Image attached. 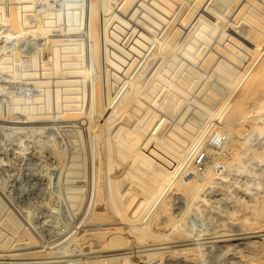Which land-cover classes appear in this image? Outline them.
Returning <instances> with one entry per match:
<instances>
[{
    "label": "rangeland",
    "instance_id": "obj_1",
    "mask_svg": "<svg viewBox=\"0 0 264 264\" xmlns=\"http://www.w3.org/2000/svg\"><path fill=\"white\" fill-rule=\"evenodd\" d=\"M165 1L0 0V264H264L251 26Z\"/></svg>",
    "mask_w": 264,
    "mask_h": 264
},
{
    "label": "bare ground",
    "instance_id": "obj_2",
    "mask_svg": "<svg viewBox=\"0 0 264 264\" xmlns=\"http://www.w3.org/2000/svg\"><path fill=\"white\" fill-rule=\"evenodd\" d=\"M167 1V0H166ZM165 1V2H166ZM173 1V0H172ZM229 1H231V0H229ZM235 1H237V2H235ZM235 1H233V3L235 2V3H237V5L236 4H233V6L234 5H236V7H237V9H236V11L238 12V10H240V11H244L245 13H246V16L244 17V21H246V22H248L249 24H250V26H251V29H250V32H249V34H248V41H249V43L253 46V50L254 51H256L259 55H257L258 57L260 56H262V58H261V60H260V63L256 66V68L253 70V66H252V64L250 63V65H248L246 68H245V72H244V74L245 75H243V77L241 78V80H240V82H238L237 83V87L240 85V84H242V83H245L244 84V87L242 88V87H240V88H242L240 91V95H239V97L237 98L238 100H237V102L235 103V105H234V107H236L237 108V111L235 110V113H237V112H239V113H237V115L235 116V117H240L241 116V118H242V116H244L245 114L244 113H246L247 111H248V109H251V108H253V109H255V107H256V104H257V102L256 101H254L253 103H252V105L251 106H247V104L246 103H244L245 102V99H258V101H264V71H263V74L261 73L262 71L261 70H263L264 69V0H235ZM152 3H151V5L153 4V3H155V2H153V1H151ZM173 2H177V1H173ZM188 2V1H187ZM227 2H228V0H227ZM160 4L162 3L161 1L159 2ZM158 3V4H159ZM169 3V0H168V2H167V4ZM207 3V2H206ZM221 3H223V2H221ZM156 4V3H155ZM165 5H166V3H165ZM170 5H171V3H170ZM178 5H180V3H178ZM200 5H201V3H200ZM217 5V4H216ZM219 6H220V4H218ZM223 5V4H222ZM231 5V4H230ZM229 5V6H230ZM148 6V5H147ZM158 6V5H157ZM162 6L164 7V5L162 4ZM167 6V5H166ZM169 6V5H168ZM194 6V5H193ZM232 6V5H231ZM151 7V6H150ZM173 7V5H171V8ZM176 7H177V5H176ZM197 7H198V5H197ZM199 7H201V6H199ZM221 7V6H220ZM228 7V6H227ZM170 8V9H171ZM223 8H225V9H228V8H226V7H224L223 6ZM234 8V7H233ZM156 9V8H155ZM154 9V10H155ZM166 9V8H165ZM168 9V8H167ZM170 9H168L169 11H170ZM175 9V8H174ZM197 9V8H196ZM231 9L232 8H230V10L229 11H231ZM168 10H167V12H168ZM177 10V9H176ZM189 10V9H188ZM211 10H213V9H211ZM163 11L164 12H166L164 9H163ZM173 11V10H172ZM224 11V10H223ZM222 11V12H223ZM232 11H233V9H232ZM158 12V11H157ZM157 12H155V13H157ZM166 12V13H167ZM175 12V11H174ZM159 13V12H158ZM170 13V12H169ZM218 13V12H217ZM227 13H228V10H227ZM232 13V12H231ZM160 14V13H159ZM183 14V13H182ZM212 14V13H211ZM220 14V13H219ZM228 14H230V13H228ZM235 14V13H234ZM161 15V14H160ZM164 15V14H163ZM169 15V14H168ZM196 15V14H195ZM222 15V14H221ZM230 16V15H229ZM157 17H159V16H157ZM162 17V16H161ZM160 17V18H161ZM164 17V16H163ZM162 17V18H163ZM168 17V16H167ZM228 17V16H227ZM224 18V17H223ZM230 18V17H229ZM232 18V17H231ZM240 18V17H239ZM179 19V18H178ZM236 19V18H235ZM171 20V19H170ZM190 20V19H189ZM226 20V19H225ZM227 20H229V19H227ZM241 20V19H240ZM145 21V20H144ZM143 21V22H144ZM165 21V20H164ZM186 21V20H185ZM220 21V20H219ZM168 22V21H167ZM232 23H233V21H232ZM227 24V23H226ZM248 24V25H249ZM240 25V24H239ZM176 26H177V24H176ZM215 26V25H214ZM230 26V25H229ZM207 27V26H206ZM217 27V26H216ZM162 28V27H161ZM187 28V27H186ZM248 28V27H247ZM173 29V28H172ZM155 30V29H154ZM163 30V29H162ZM171 31V30H170ZM184 31V30H183ZM213 31V30H212ZM211 31V32H212ZM233 31V30H232ZM222 32V31H221ZM228 32V31H227ZM165 33H166V31H165ZM189 33V32H188ZM213 33V32H212ZM175 34H176V32H175ZM219 35V34H218ZM210 36V35H209ZM238 36V35H237ZM139 37V36H138ZM193 39V38H192ZM222 39V38H221ZM144 40V39H143ZM155 40V39H154ZM232 40V39H231ZM146 41V40H145ZM242 41V40H241ZM228 43V42H227ZM230 44H232V43H230ZM229 44V45H230ZM249 44V45H250ZM138 45H139V43H138ZM172 45V44H171ZM220 45V44H219ZM226 45V44H225ZM250 45V47H252ZM143 46V45H142ZM140 47V46H139ZM183 47V46H182ZM230 47V46H229ZM232 47V46H231ZM235 47H236V45H235ZM234 47V48H235ZM242 47V46H241ZM240 47V48H241ZM147 48H148V46H147ZM149 49V48H148ZM236 49H237V47H236ZM233 50H235V49H233ZM249 50V49H248ZM140 51H143V50H140ZM183 51V50H182ZM238 51V50H237ZM137 53L139 54V52L137 51ZM189 53H191V52H189ZM220 53V52H219ZM235 53V52H234ZM127 55V54H126ZM254 55H256V54H254ZM188 56V55H187ZM235 56V55H234ZM241 56H242V54H241ZM186 57V56H185ZM240 57V56H239ZM189 58H190V56H189ZM192 58V57H191ZM194 59V58H193ZM255 59L257 60V58L255 57ZM259 59V58H258ZM181 60V59H180ZM250 61V60H249ZM254 61V60H253ZM172 62V61H171ZM220 63V62H219ZM253 63V62H252ZM137 64V63H136ZM224 64V63H223ZM226 64V63H225ZM241 65V64H240ZM256 65V64H255ZM219 66V65H218ZM221 67V66H220ZM224 67V66H223ZM228 67V66H227ZM149 68V67H148ZM236 68V67H235ZM133 69V68H132ZM154 69V68H153ZM223 70H225V69H223ZM227 70V69H226ZM134 71V70H133ZM159 72V71H158ZM232 72V71H231ZM224 74V73H223ZM234 74H236V73H234ZM128 75V74H127ZM158 75H160V74H158ZM151 76V75H150ZM232 78V77H231ZM228 80V79H227ZM63 83H66V82H63ZM183 83V82H182ZM67 84V83H66ZM153 84V83H152ZM65 86V85H64ZM154 87V86H153ZM217 87V86H216ZM157 90V89H156ZM180 90V89H179ZM182 90V89H181ZM178 91V90H177ZM212 91V90H211ZM215 91V90H214ZM176 92V91H175ZM218 92V91H217ZM221 92V91H220ZM239 92V91H238ZM178 93V92H177ZM219 93V92H218ZM226 93H227V91H226ZM205 94V93H204ZM214 95H216V94H214ZM180 96V95H179ZM209 96V95H208ZM217 96V95H216ZM220 96V95H219ZM261 99V100H260ZM263 99V100H262ZM81 100V99H80ZM77 101H79V100H77ZM249 101V100H248ZM253 101V100H252ZM185 102V101H184ZM212 102V101H211ZM215 102V101H214ZM202 103V102H201ZM259 103V102H258ZM80 104V103H79ZM203 104V103H202ZM201 104V105H202ZM250 104V103H249ZM248 104V105H249ZM260 104V103H259ZM199 111V110H198ZM253 111V110H252ZM240 120V119H239ZM242 120V119H241ZM243 223V222H242ZM247 223H250V222H246V223H244V228L245 229H250L251 227V225L250 224H247ZM232 224V223H231ZM232 251V250H231ZM236 257V256H235ZM243 260V259H242ZM245 262L244 263H246V264H255L254 263V260L253 259H251L250 257H248V256H246L245 257ZM239 262V261H238ZM241 263V262H240ZM243 263V261H242V264H244ZM239 264V263H238Z\"/></svg>",
    "mask_w": 264,
    "mask_h": 264
},
{
    "label": "built area",
    "instance_id": "obj_3",
    "mask_svg": "<svg viewBox=\"0 0 264 264\" xmlns=\"http://www.w3.org/2000/svg\"><path fill=\"white\" fill-rule=\"evenodd\" d=\"M195 161H196L195 165L197 166V169H198V167L203 166L204 155H196Z\"/></svg>",
    "mask_w": 264,
    "mask_h": 264
}]
</instances>
